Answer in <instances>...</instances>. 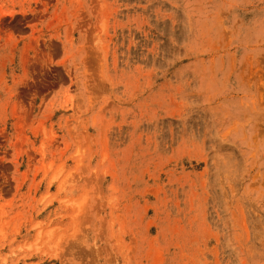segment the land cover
Wrapping results in <instances>:
<instances>
[{"label": "rangeland", "instance_id": "374dc122", "mask_svg": "<svg viewBox=\"0 0 264 264\" xmlns=\"http://www.w3.org/2000/svg\"><path fill=\"white\" fill-rule=\"evenodd\" d=\"M0 264H264V0H0Z\"/></svg>", "mask_w": 264, "mask_h": 264}]
</instances>
